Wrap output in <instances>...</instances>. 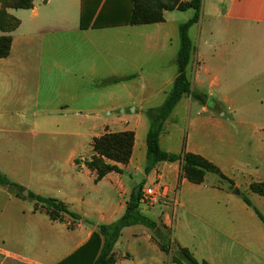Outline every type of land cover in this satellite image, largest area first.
I'll return each instance as SVG.
<instances>
[{"label":"crops","instance_id":"crops-1","mask_svg":"<svg viewBox=\"0 0 264 264\" xmlns=\"http://www.w3.org/2000/svg\"><path fill=\"white\" fill-rule=\"evenodd\" d=\"M205 1L201 0L202 16L189 27L188 35L191 27L203 23ZM132 6L131 0H32L29 8L6 9L18 24L9 32L0 30V36L11 37L9 54L0 57V130L30 125L28 132L55 133L60 138L36 144L43 150V160L53 158L58 176L53 178L37 167L28 168L29 178L10 180L27 193L62 202L79 217L65 214L62 220L51 219L45 211L35 210L33 201V207L23 212L27 220L21 247L0 246V264L61 261L83 245L99 224L112 223L124 213L134 188L130 189L126 174L130 178L132 172L143 174L145 184L156 182L165 199L151 209L144 206L143 215L154 219L156 208L170 202L176 207L202 208L204 222L197 240L191 241L186 231L175 238L197 261L264 264V196L250 188L264 183V0L210 1L208 21L212 23L200 29L195 45L189 36L192 52L186 75L192 88L207 94L211 104L199 102L192 114L195 99L183 95L165 119L158 143L164 151L207 160L224 177L206 172L201 182L189 180L178 160L160 161L148 173L144 170L146 111L163 103L177 74L179 24L184 20L167 15L187 10L193 15V10H165L162 21L130 24ZM101 13L104 18L98 21ZM253 38H259V47L252 45ZM169 46L174 74L155 64ZM259 51L262 59H253ZM177 107L186 109L189 129L183 151L162 145ZM113 112L116 120H100ZM95 118L98 131H94ZM121 131L133 132L129 159L125 163L105 159L118 171L99 179L96 170L84 163L91 157L77 162L78 143L70 146L62 140L72 133L92 144L93 138L106 132ZM63 148L68 149L64 157L47 152ZM37 164L44 163L41 159ZM208 174L219 180L208 181ZM126 193L128 197L120 199ZM160 221L170 225L167 215ZM114 246L113 264L143 263L135 261L136 255L129 250L116 253Z\"/></svg>","mask_w":264,"mask_h":264},{"label":"trees","instance_id":"trees-1","mask_svg":"<svg viewBox=\"0 0 264 264\" xmlns=\"http://www.w3.org/2000/svg\"><path fill=\"white\" fill-rule=\"evenodd\" d=\"M1 1L4 2L5 0H0L2 4ZM131 1L133 6L128 20L130 24L162 21L164 19L163 12L165 10L177 9L183 11L189 8L193 10V15L179 24L180 46L176 55L177 74L173 80L172 86L160 106L146 111L149 128L145 136V173H148L154 165L160 161L178 160L180 161L181 171L193 182H201L206 172L215 173L224 178L218 168L207 160L191 153L179 155L164 151L160 148L158 143L159 134L165 119L169 116L171 110L183 95L189 94L193 99L203 105L208 103L211 104L207 94L192 88L191 82L186 75V67L192 52V43L188 35V29L193 23L197 22L199 18L201 0H163L164 2L156 0L157 2L154 3V6L153 4L150 5L145 3L144 0ZM5 3H8V8H29L32 0H10L5 1ZM1 6L2 5H0V30L9 32L17 26L18 21L12 16L13 24L10 28H6L5 25L9 23L10 18L5 14V11L1 10ZM10 45V35H1L0 57H6L9 54ZM132 145V131L106 132L93 138L91 144V158L84 163L88 168L96 170V179H99L109 171H118L115 165L106 163L105 159L121 163L127 162L131 154ZM0 184L6 187L15 196L20 198L23 197L21 192L24 190V187L10 180L1 172ZM142 185L143 184L140 183L137 187L132 189L129 200L126 203L125 211L117 220L109 224H99L91 237L83 245L79 246L71 254L64 257L56 264H113L115 259L112 254V249L120 236L121 230L126 226L134 224H142L153 232L156 239L159 241V248L169 256V261L171 263L207 264L204 261H197L186 248L178 244H175V251L170 253L169 244H167L161 236L156 221L143 215L138 210V201ZM250 188L264 196V183H253ZM26 197L37 203H41L42 208L48 207L47 209L51 208L55 213H59L51 215V211L47 212L43 210L51 219L62 220L65 214L72 218L79 217L78 214L69 211L65 204L54 198L43 197L31 191H28ZM242 198L245 203L248 205L251 204L247 197L242 196ZM34 208L35 210L38 209L36 206ZM256 212L261 217L257 210Z\"/></svg>","mask_w":264,"mask_h":264},{"label":"rangeland","instance_id":"rangeland-1","mask_svg":"<svg viewBox=\"0 0 264 264\" xmlns=\"http://www.w3.org/2000/svg\"><path fill=\"white\" fill-rule=\"evenodd\" d=\"M10 1V0H5ZM2 2L0 3L1 10L5 11V14L10 18L9 23L5 25L6 28H10L13 24V17L7 13L8 3ZM164 2L163 0H160ZM210 1L214 0H206L205 1V9L203 10V23L194 25L189 30V36L192 38L194 45L198 42L199 32L202 27L205 29L209 26L208 19L210 12ZM145 3L150 5L156 3V0H144ZM6 7V8H5ZM223 7V6H222ZM192 15L191 10H187L184 12L173 11L168 12V17H174L175 20L179 19L180 21H185ZM200 18L202 16V10L200 11ZM125 17V15H121L120 19ZM104 18V14L98 18V21H102ZM207 26V27H206ZM102 41V37L100 38ZM259 38H253L252 45L260 46L261 43L258 40ZM91 40L94 42L97 39L95 37H91ZM170 46L168 47V51L163 54H159L156 57V63L163 71L169 73H176V66L174 64V54L170 53ZM257 54H253V59H262L261 52H256ZM199 109V102L196 100L191 101V113L194 114ZM116 112H113L109 116H103L100 120H113L115 119ZM186 109H182L181 107H177L170 117H174V121H168L166 127V133L162 137V145L164 147L171 146L172 149L183 151L185 147V143L188 140V132L189 129L186 124ZM115 117V118H113ZM169 117V118H170ZM116 120V119H115ZM146 123H148V118L145 117ZM171 120V119H170ZM17 130H0V172L5 174L9 179L14 177L19 178H29L28 173L29 169H41L42 171H48L52 174L53 178L56 174L58 176V172H56L57 166H54L55 163L53 158H50L48 161L43 160L45 155L43 154V150L37 148L38 142H46V141H54L60 139L59 136L55 133L51 134H41V133H32L28 132V129L31 127L25 125H19ZM94 131L97 130V119H94ZM116 127V126H114ZM62 140L70 143L72 146L74 143H78V152H77V162L83 158H89L92 154L91 151V140L81 136H75L71 133V135L62 137ZM54 151L53 157H64L68 151L67 148L57 149V150H48L47 152L51 153ZM56 155V156H55ZM43 161L44 164H37L39 161ZM48 162V163H46ZM42 163V162H41ZM33 173L32 175H35ZM62 177V175H61ZM149 177H152L150 174ZM127 181L130 183V189L134 186L137 187L140 183L145 184V181H142L143 174L132 172L129 175L126 174ZM216 175L208 174V181L210 180H219ZM150 180V178H147ZM149 184V183H147ZM136 185V186H135ZM22 193V192H21ZM13 193H11L6 187L0 184V246L13 248L14 246L21 247L19 245V241L22 240V236L25 234L24 226L26 222V217L23 212L27 209H31L34 205L33 200L24 196L22 198L11 197ZM128 197V193L123 194L122 198ZM165 199L160 197L157 202H163ZM181 201V200H180ZM35 206L39 209L46 210L47 212L51 211V215L59 214L55 213L51 208L48 207L42 208L41 203L35 202ZM152 207L148 208L151 209ZM144 209L138 206V210ZM145 210V209H144ZM157 214H154L152 217L155 219L156 223L159 226V232L163 237L164 241L169 244V251H175V238L178 232L186 231L191 241H196L198 238L199 228L201 226V221L204 222V217L202 213V208H182L179 206H175L173 202L167 203L166 205L158 206L156 208ZM62 214V213H61ZM166 215L170 219V225H165L160 221V219H165ZM65 216V215H64ZM202 217V218H201ZM153 219V220H154ZM203 224V223H202ZM184 226V227H183ZM121 235L115 242L114 251L116 253L131 251L136 255V260H142V264H171L169 261V256L163 252L157 245L149 240V236L152 240L157 242L159 245V241L156 239L153 232L146 226L142 224H134L122 229ZM183 234V233H182ZM29 233H26V238ZM160 247V245H159ZM175 264V263H173Z\"/></svg>","mask_w":264,"mask_h":264},{"label":"built area","instance_id":"built-area-1","mask_svg":"<svg viewBox=\"0 0 264 264\" xmlns=\"http://www.w3.org/2000/svg\"><path fill=\"white\" fill-rule=\"evenodd\" d=\"M156 182L145 184L140 189L139 205L146 208L153 207L161 195V190L155 186Z\"/></svg>","mask_w":264,"mask_h":264},{"label":"water","instance_id":"water-1","mask_svg":"<svg viewBox=\"0 0 264 264\" xmlns=\"http://www.w3.org/2000/svg\"><path fill=\"white\" fill-rule=\"evenodd\" d=\"M234 191L237 192V190H234ZM22 195H24V196L27 195V190H26V189H24V190L22 191Z\"/></svg>","mask_w":264,"mask_h":264}]
</instances>
